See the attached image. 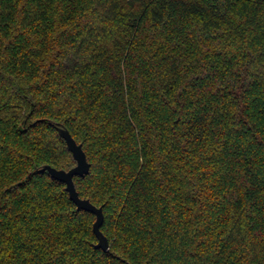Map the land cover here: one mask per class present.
I'll list each match as a JSON object with an SVG mask.
<instances>
[{
    "label": "trees",
    "instance_id": "1",
    "mask_svg": "<svg viewBox=\"0 0 264 264\" xmlns=\"http://www.w3.org/2000/svg\"><path fill=\"white\" fill-rule=\"evenodd\" d=\"M0 264H264V0H0Z\"/></svg>",
    "mask_w": 264,
    "mask_h": 264
},
{
    "label": "water",
    "instance_id": "2",
    "mask_svg": "<svg viewBox=\"0 0 264 264\" xmlns=\"http://www.w3.org/2000/svg\"><path fill=\"white\" fill-rule=\"evenodd\" d=\"M58 135L65 141L67 149L70 151L75 165L68 170L57 169L48 164H43L37 168L36 171H47L51 178L56 179L65 184V190L68 193L69 199L75 204L77 210H84L94 214V221L92 223V232L97 239L95 247L102 251L108 250L107 238L100 230V225L103 221V213L101 206H95L88 199L80 198L75 190L73 183V176H82L89 170V163L86 160L81 144H77L72 138L68 130L60 123L55 124ZM34 170V171H35Z\"/></svg>",
    "mask_w": 264,
    "mask_h": 264
}]
</instances>
